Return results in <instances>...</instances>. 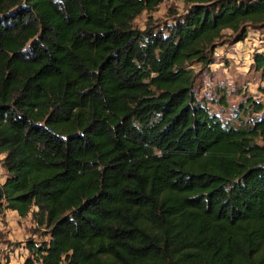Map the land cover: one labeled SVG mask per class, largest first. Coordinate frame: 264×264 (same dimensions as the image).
I'll return each mask as SVG.
<instances>
[{
	"label": "trees",
	"instance_id": "trees-1",
	"mask_svg": "<svg viewBox=\"0 0 264 264\" xmlns=\"http://www.w3.org/2000/svg\"><path fill=\"white\" fill-rule=\"evenodd\" d=\"M164 1L0 0V214L44 229L24 264H264V103L226 125L189 68L264 0L135 26Z\"/></svg>",
	"mask_w": 264,
	"mask_h": 264
},
{
	"label": "rangeland",
	"instance_id": "rangeland-1",
	"mask_svg": "<svg viewBox=\"0 0 264 264\" xmlns=\"http://www.w3.org/2000/svg\"><path fill=\"white\" fill-rule=\"evenodd\" d=\"M188 5L184 0H168L152 13L146 12L135 20V26L145 29L149 21L158 26L171 23L174 16L184 14ZM226 30L218 40L214 51V63L203 65L193 62L189 68L196 78L195 92L212 112L219 115L226 125H239L241 118L249 120L252 115L239 111L241 103L249 97L264 103V75L255 66V54L264 52V27H250L248 37L236 42V35ZM218 55H217V54ZM225 97V100L223 98ZM8 176L0 164V183ZM32 217L21 218L16 212L6 210L0 214V256L2 264H24L28 256L26 241L31 237L43 239ZM48 237V236H47Z\"/></svg>",
	"mask_w": 264,
	"mask_h": 264
},
{
	"label": "built area",
	"instance_id": "built-area-1",
	"mask_svg": "<svg viewBox=\"0 0 264 264\" xmlns=\"http://www.w3.org/2000/svg\"><path fill=\"white\" fill-rule=\"evenodd\" d=\"M166 1H168V0H165L164 2H166ZM217 54V53H216ZM218 55V54H217Z\"/></svg>",
	"mask_w": 264,
	"mask_h": 264
},
{
	"label": "crops",
	"instance_id": "crops-1",
	"mask_svg": "<svg viewBox=\"0 0 264 264\" xmlns=\"http://www.w3.org/2000/svg\"><path fill=\"white\" fill-rule=\"evenodd\" d=\"M15 212V211H14ZM17 213V212H16Z\"/></svg>",
	"mask_w": 264,
	"mask_h": 264
}]
</instances>
